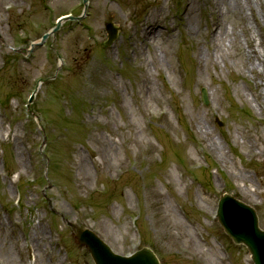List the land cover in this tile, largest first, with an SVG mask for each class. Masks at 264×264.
Here are the masks:
<instances>
[{"label": "rangeland", "instance_id": "374dc122", "mask_svg": "<svg viewBox=\"0 0 264 264\" xmlns=\"http://www.w3.org/2000/svg\"><path fill=\"white\" fill-rule=\"evenodd\" d=\"M81 1L0 0V264H92L64 221L159 264H251L214 213L237 195L264 229V0H248L257 24L214 0H89L25 54Z\"/></svg>", "mask_w": 264, "mask_h": 264}, {"label": "water", "instance_id": "95a60500", "mask_svg": "<svg viewBox=\"0 0 264 264\" xmlns=\"http://www.w3.org/2000/svg\"><path fill=\"white\" fill-rule=\"evenodd\" d=\"M87 1L83 0L84 6H86ZM67 20L75 19L67 18ZM76 20H79V18ZM64 21L66 19L59 21L49 33L43 35L37 45L41 46L50 35H54ZM106 30L108 32L106 45L109 46L116 39L117 30L113 28L111 23L106 24ZM47 81L40 80L41 83ZM201 94L203 104L207 105L205 93L202 92ZM218 220L225 233L234 243L244 244L248 248L254 264H264V231L258 228L254 209L225 195L220 199ZM69 226L72 228L73 236L78 244L85 247L90 253L94 264H158L150 250L142 249L129 258H121L113 254L100 239L91 231L84 229L82 225L69 224Z\"/></svg>", "mask_w": 264, "mask_h": 264}, {"label": "bare ground", "instance_id": "6f19581e", "mask_svg": "<svg viewBox=\"0 0 264 264\" xmlns=\"http://www.w3.org/2000/svg\"><path fill=\"white\" fill-rule=\"evenodd\" d=\"M245 6L247 7V10L249 11L254 22L257 24V22L254 19V12L251 9L250 4L248 3V0H214V7L216 8V10H218L220 12L225 10L227 13V12H229V10H232L233 12L241 14V13H243V8H245ZM191 12H192V9H190L189 13H191ZM156 26H158V25L155 22H152L150 25H147L146 27H142L141 30H142L143 37H144L145 41L147 40V36L152 33V32H150V30H152L153 28L155 29ZM210 37L214 42L220 41V43L222 44V47H226V45L223 43V41L227 37L230 38L231 44H235V43L237 44V42H238L237 38L234 34H231L229 36L228 31L223 29V26L219 25V24H214L213 26H211ZM244 56L246 57L247 68L249 70H251V72H253L254 71L253 61H256L258 59V54H257L256 50L252 47H249V50L244 54ZM262 87H263V85L261 83H256V90H257L256 91V97L259 99H262V94H261ZM188 240H189V237H188ZM190 240L193 243H195L194 246L198 245L194 239L190 238ZM197 248L198 247H195V249H197Z\"/></svg>", "mask_w": 264, "mask_h": 264}]
</instances>
